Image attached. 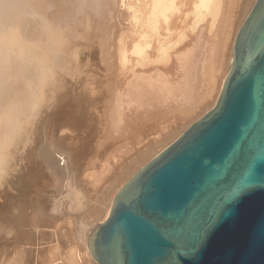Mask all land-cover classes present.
<instances>
[{"label":"bare ground","instance_id":"bare-ground-1","mask_svg":"<svg viewBox=\"0 0 264 264\" xmlns=\"http://www.w3.org/2000/svg\"><path fill=\"white\" fill-rule=\"evenodd\" d=\"M254 1L0 0V172L7 162V148L21 141L26 128V147H35L36 141H31L37 135V154L57 180L62 169L51 141L54 132L69 131L65 139L74 144L81 132L94 133L88 122L97 120L105 134L100 140L115 143L118 139L116 144L123 147L132 137L142 139L155 129L178 131L204 105L216 103L231 64L235 36ZM117 6L121 8L118 12ZM83 39L95 41L92 44L97 43L98 49L95 46L96 52L87 55L90 63L84 58L87 67L91 65L82 64L87 70H81L82 53L77 51ZM57 91L62 100L69 97V101L47 105ZM106 135L118 137L111 140L113 136L106 139ZM151 146L142 148L148 152ZM137 170L118 179L103 214L92 225L109 215L115 193ZM4 185L5 193L14 191L11 183ZM17 196L0 191V231L4 235L14 224L28 223L21 194ZM34 211V231L19 230L12 242L19 245H10L13 257L5 260L2 256L0 264H57L59 260L98 264L88 247L89 234L96 226L85 236V252L72 241L59 254L57 246L44 239L47 215L40 206ZM37 242L43 246L31 250L20 245Z\"/></svg>","mask_w":264,"mask_h":264},{"label":"water","instance_id":"water-1","mask_svg":"<svg viewBox=\"0 0 264 264\" xmlns=\"http://www.w3.org/2000/svg\"><path fill=\"white\" fill-rule=\"evenodd\" d=\"M88 247L98 264H264V0L213 108L123 183Z\"/></svg>","mask_w":264,"mask_h":264},{"label":"rangeland","instance_id":"rangeland-1","mask_svg":"<svg viewBox=\"0 0 264 264\" xmlns=\"http://www.w3.org/2000/svg\"><path fill=\"white\" fill-rule=\"evenodd\" d=\"M120 9L121 8L117 6V12L120 11ZM92 43H95V41L85 42L84 39L81 43H79L80 45L78 46L77 51L79 52V54H82L80 56L78 54V56L79 58H81V56L83 58H81L82 62L80 66L85 62L84 65H86L87 67L86 59L84 60V58L87 55L90 56L92 54V50L93 52H96V50H98L97 43L96 45ZM90 45H93V47H90ZM95 46L96 50H94ZM88 59L90 60V57L87 58V63H90ZM89 66L91 67V65L89 64L87 68H89ZM86 67L84 66V69L81 67L82 69L79 68V70H85ZM53 97L55 99L52 98L47 105H50V102H52L51 106H54L56 103L62 105V103H66L69 101V97L62 100V96L59 91H57V93H53ZM46 99L47 98L44 97L42 100H45L44 102H46ZM46 108L47 107L45 106V109ZM211 108H213V104L211 103L204 105L197 113L191 115V117H189L186 122H184L183 124L181 123L178 131H175V129L171 131V129H169L170 131H167L171 133H165V130L159 127L160 129L158 132H156L155 129L154 132L152 131L153 133H145L146 135H143L142 137L143 140L137 137L139 141H143H141V143L137 140V138H135L136 141L140 144H135L136 141L132 140V137V141L130 140L129 142L130 138L126 141V143L129 142L131 145L126 144L125 146L123 145V147L121 145H117L119 144L117 143V141H119L118 139L115 141V143L114 141H107V138H110L113 135H106L107 140H104L105 142L101 141L103 140L102 135L104 134V132L102 134V129L100 128L102 126L97 123V120V122H88L91 126V129H94V133H90L88 135L87 132H81L82 134L80 135L82 137L78 134L79 136L76 137L77 139L75 138L74 144H69L67 142L68 140L65 139L66 136L71 135L69 131L60 133L59 130L57 132H54L51 136V141L54 145V154H56L58 158L59 167L62 169L59 172L60 176L58 180L51 174L48 166L42 163L41 158L37 154V144L39 142V140L36 139L38 137L37 135H34L32 141L29 139V141H31L33 144L36 141L35 147H32L31 150L26 147V142H24V139L26 137L25 134L27 133L26 128L25 131L21 133V138L19 137L21 141L9 146L10 149L7 148L8 155H6V153L4 154V159L7 162H4V167L0 172V184L2 186L0 187V191L1 194H5V196L13 195L15 196V198H19L17 195L21 194L20 201L24 203V209L26 211L28 223L25 225L14 224L13 229H7L8 234L6 233V235H4L3 230L0 231V259L2 258V256L5 260H7V257H13V247L11 248L10 245H19L12 243L13 240L18 237L19 230L24 229V231H34L31 222H36L35 219L37 217V214L34 210L37 206H40L42 212L47 215V221L43 227L45 231L44 239L50 243V246H57L60 254V252L65 251L68 248L69 244L74 241L78 245L79 249L85 252V236L87 234L88 237L89 232L96 226L92 224L103 214V210L106 205V199L110 194V189L118 184V179L120 177L121 179L127 177L129 173H132L143 166L152 157L158 154V151L163 150L164 147H166L165 145H168V143L174 141V139L179 136V133H182L191 123L195 122L199 117L203 116ZM38 119H40V117H38ZM23 122V124L21 123L22 126L26 127L25 120ZM97 125L100 126V129ZM164 125H166V123ZM93 126H96V129L92 128ZM95 130L98 131V133L101 135V138L98 133H95ZM65 133H68V135H66ZM151 133L153 134V137L151 136ZM155 134L156 136H154ZM114 136L110 139L113 140L114 138L116 139L118 137ZM150 136L152 139L149 138ZM79 137L82 138V140H80ZM154 138L159 139L155 141ZM100 142H104V145H102L103 143L101 144ZM148 142H150V144ZM132 144L138 145V147ZM145 145H152V149L147 152L144 148H142ZM119 147L122 149H120ZM111 155H116V158L111 157ZM5 156H8L9 159L8 157L5 158ZM97 158L99 160H102V158L105 159V161L102 160L104 163L102 161H99ZM95 160L99 161V164ZM107 160L108 162H106ZM102 166L104 170H102ZM99 167L101 168L100 170L98 169ZM84 169H86V171ZM100 173H102L103 176L100 175ZM100 176H102V178ZM91 179H93L94 181L92 180L93 182H91ZM95 179H97L98 181ZM8 183H11L14 186V191L10 190L5 193L7 189L1 190V188L4 189L6 186L4 184ZM73 197L75 199H73ZM19 209L21 211L22 207H19ZM89 224L92 227L85 230V227ZM9 232L11 235L9 234ZM20 245H25L23 247H26V249H30V247H32L31 250L34 249L35 246H43V244H38V242L36 245L33 244L34 246L28 245L26 243H21ZM57 264H66V261L59 260Z\"/></svg>","mask_w":264,"mask_h":264}]
</instances>
